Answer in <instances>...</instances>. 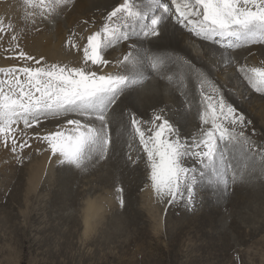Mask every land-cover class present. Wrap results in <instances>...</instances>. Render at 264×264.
<instances>
[{"label":"snow or ice","instance_id":"1","mask_svg":"<svg viewBox=\"0 0 264 264\" xmlns=\"http://www.w3.org/2000/svg\"><path fill=\"white\" fill-rule=\"evenodd\" d=\"M23 2L22 26L35 23L37 16H52L71 0ZM165 22L224 50L239 48L264 42V0H123L86 37L83 63L77 67L36 60L21 50L17 27L0 19V48L18 61L0 68L5 77L0 79V144L15 153L31 147L29 140L35 138L60 165L81 171L94 158L107 157L110 126L126 117L146 154L148 179L160 199L185 201L191 207L198 187L212 188L217 196L227 190L230 171L232 182L242 178L234 168V154L264 157V146L246 135L244 114L203 69L181 54L146 47ZM121 44L126 48L115 62L119 71H102L112 64L106 50ZM229 63L240 81L264 93V63L251 66L231 58ZM145 65L155 76L181 69L189 81H199L202 107L196 135L183 131L163 111L147 120L135 112L117 113L122 98L141 82L138 74ZM47 122L54 127L40 131ZM28 129H34L30 136Z\"/></svg>","mask_w":264,"mask_h":264},{"label":"rangeland","instance_id":"2","mask_svg":"<svg viewBox=\"0 0 264 264\" xmlns=\"http://www.w3.org/2000/svg\"><path fill=\"white\" fill-rule=\"evenodd\" d=\"M84 3L71 0L66 7L79 8ZM0 8L5 9L0 15L10 17V21L3 19L5 23L11 22L21 34V50L26 47L28 54L37 56L50 36L55 43L68 37L65 47L71 54L67 52L56 64L77 67L83 63L81 49L89 34L85 38L81 34L94 30V18H85L88 25L79 20L70 27V19L57 11L55 21L37 16L35 23L22 26L23 0H0ZM15 10L17 15L9 16ZM194 45L201 53V45ZM17 64L0 48V68ZM253 93L237 109L248 122L246 135L264 146V93ZM53 127V122H47L39 130ZM33 131L28 129V135ZM29 143L31 147L15 153L0 144V264H264V157L234 154V168L242 178L232 182L230 171L228 188L218 196L212 188L198 187L190 207L180 200L168 203L154 192V197L150 194L153 202H148L144 193L151 184L148 166L94 167L93 159L81 171L58 162L41 171L38 164L46 146L35 138ZM37 169L40 174L34 172ZM29 178L39 181H32L33 185ZM89 198L104 199L93 231L86 232L82 219Z\"/></svg>","mask_w":264,"mask_h":264},{"label":"bare ground","instance_id":"3","mask_svg":"<svg viewBox=\"0 0 264 264\" xmlns=\"http://www.w3.org/2000/svg\"><path fill=\"white\" fill-rule=\"evenodd\" d=\"M122 2L123 0H85L82 7H64L62 10L57 9V11H61V15L67 16L70 19V22H68L70 27L77 25L76 22L79 20L83 21L85 18L87 20H92L94 18V30L88 31V29H85L81 34V38H85L87 33L90 35L92 32L98 30L108 13H110L117 4ZM71 8L76 9L74 10ZM3 9L0 8L1 13ZM56 12L50 16L53 21L56 20ZM9 14V16L13 17L14 15H17V12L15 10L9 12ZM6 18H8V15H0V19ZM59 23L62 25L61 21L58 22V24ZM85 23L88 25V21ZM83 28H85V24ZM54 41L53 36H50V41L46 44L45 50L38 51V54L36 51L37 56H35L34 53V55L30 53V55L36 60H41L42 62L44 61L43 59H46V61H51V64L59 63L58 61L64 59L65 57L63 56H65L67 52H71L70 48L65 47L68 37L60 43H55ZM194 43L201 45V53L199 52V49L196 50ZM260 43L264 42L257 41L247 44L249 45L247 47L242 45L239 48L224 50L215 43L197 39L186 29L165 22L161 25L159 36L151 38L150 42H146V47H156L172 53H178L187 60H190L209 75V77L221 88L229 101L237 108L242 104L244 105L243 99L247 96H253L255 93H253V89H251L246 83L242 81L240 82L235 73V67L233 64L229 63V58H231L232 61L239 60L241 63H247L251 66H259L261 63H264V46L254 47L253 45ZM72 47L73 45L71 48ZM125 48L126 46L121 44L114 49L106 50V58L112 61V64L103 68L102 71H119L115 62L118 59H122ZM24 49L22 50L25 51ZM258 51L260 53H258ZM31 62L34 63V61ZM227 73L230 74L226 77L225 74ZM138 76L140 77L141 82L122 98V103L119 105L117 113L135 112L137 116L143 117L147 120L154 113L163 111L167 118L179 125L183 131L196 135L200 127L199 114L202 107L200 103L199 81L195 80V78L189 81L186 78L184 71L181 69L169 71L161 76H155L151 73V70L147 65L142 67ZM151 78L153 79L151 80ZM236 86H238L237 92L234 90ZM155 88L157 91H155ZM241 88L242 90L240 92L239 90ZM110 127L112 128V144L109 146L107 157L104 159L94 158V167L105 168V166L125 164H133L136 165V167L138 165L148 166L146 154L143 152V149L140 146L134 131L128 124L126 117L122 120H118L116 124H113ZM43 153L44 156L42 162L38 164V166L42 165L39 169L41 171L50 168L51 165L57 162L48 152L47 148L44 149ZM40 155L42 157V154ZM141 159H144V161H141ZM37 170L34 172L40 174L41 171L39 172V170ZM36 176L38 177L37 174ZM32 177H34V175ZM30 180V182H32L36 179L34 180V178H31ZM37 180L35 182L39 181ZM32 184L34 185L35 183L32 182ZM147 186L148 188H145L146 190L144 193L150 198L148 199V202H153L151 195L153 196L155 192L152 189L151 184ZM104 189H101V191H104ZM99 196L101 197V194ZM154 196H156V194H154ZM95 197H97V195ZM102 199L104 198H96L94 200L89 198L86 200V206L83 210L84 218L82 219L86 232H88L89 229L92 231L94 229L92 227L95 219L99 218L98 216L103 209ZM104 208H106V206ZM96 224L98 223L96 222ZM85 231L83 230V232Z\"/></svg>","mask_w":264,"mask_h":264}]
</instances>
